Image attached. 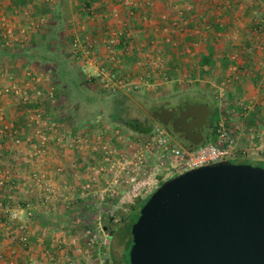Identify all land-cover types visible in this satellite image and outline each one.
<instances>
[{
    "label": "built area",
    "instance_id": "obj_1",
    "mask_svg": "<svg viewBox=\"0 0 264 264\" xmlns=\"http://www.w3.org/2000/svg\"><path fill=\"white\" fill-rule=\"evenodd\" d=\"M45 1L53 3L54 0ZM119 4L121 8H113L109 13L114 23L108 24V34L104 38L107 55L98 53L99 38L91 32L71 35L68 50L73 65L77 66L83 79L110 93L140 89L139 82L123 78L117 72L118 64L126 56L140 55L138 63L150 69L144 79L146 82L151 83L150 78L158 70L166 81L170 80L165 53L154 58L153 50L157 49L160 53L162 49L165 51L167 45H180L178 37L186 32L189 24L186 17H183L184 14L180 12L177 17L171 18L170 24L164 25L161 40L155 39L149 44L137 43L136 33L130 23L133 0H119ZM146 5L151 7L152 1L148 0ZM86 12L92 17L94 8L86 7ZM22 16L26 22L19 25L16 37L11 29H8L7 34L0 33V47L11 48L28 43L34 34L49 22L48 16L34 14L31 9H25ZM2 21L5 22L6 17H3ZM253 43L251 52L264 51V23L254 30ZM184 54L191 58L196 53L191 46H186ZM238 56L239 53L234 52L231 58L236 60ZM260 66L264 69V58ZM231 68L234 73L239 69L235 64ZM249 68L247 66L241 70L248 73ZM6 74L7 81L0 84V158L6 138L16 144L21 142L22 130L16 125V120L11 119L8 114L9 106L16 103L28 113L27 129L31 128L33 135L38 134L42 138L44 154H48L50 147L56 153L54 174L53 171H42V191L57 193L60 197L70 192H80L86 199H92L87 203L89 210L119 211L129 207L135 200L142 203L163 181L173 175L220 161L250 160L255 152L264 147V117L257 124L247 126L245 123L248 116L256 112L255 102L230 97L227 83L230 84L231 80L238 81L239 78L234 76L235 74H232L231 80L227 79L217 87L215 98L219 102L221 112L213 130L216 138L194 148L178 143L172 131L161 122H156L146 133L132 135L124 134L121 129L111 124H102L98 126L97 131L76 130L58 120L53 114L50 118L43 109L49 105L56 107L58 101L49 72L29 68L22 75L24 78H21L18 72L8 71ZM32 103H35L36 107L31 108L28 105ZM25 107L29 109L26 110ZM44 121L46 122L42 124V128L38 126ZM30 124L32 127L29 128ZM244 133L249 134V144L240 148L239 143ZM57 175L74 178L76 187L70 188L60 184L56 191L52 177ZM10 178L6 173V176L0 179V184L14 183ZM42 209L48 211L49 207L44 204ZM6 211L9 214L10 227L20 223L19 210ZM31 219L33 213L30 211L27 220ZM27 227L28 224L25 223L17 227V239L23 246L29 242ZM88 233L89 231H86V234ZM96 236L90 237V245L95 242ZM49 258L53 259L52 256Z\"/></svg>",
    "mask_w": 264,
    "mask_h": 264
},
{
    "label": "crops",
    "instance_id": "obj_2",
    "mask_svg": "<svg viewBox=\"0 0 264 264\" xmlns=\"http://www.w3.org/2000/svg\"><path fill=\"white\" fill-rule=\"evenodd\" d=\"M147 1L148 0H133L130 23L132 25L131 28L136 33L135 42L149 44L150 41L155 39L161 40L164 35V25L170 24L169 21L171 18L177 17L180 12L184 14L183 17H186L189 24L186 32L178 37L181 45H167L165 47V51L169 55L167 58V65L177 79L166 81L158 70L157 73L150 78L151 83L144 81L145 78H143L142 82V76L139 73L141 70L144 72L149 69L138 63V59H134V57L126 56V58L121 60L117 67L118 74L123 78L141 84L139 90H133L135 94H143V96L154 100L155 102L153 101V104H156L157 100H167L178 93H188L192 95L193 93H190L192 91L185 88V84L182 83V77L178 76L179 63L177 60L180 59L184 64L189 62L187 58L183 59L181 57L183 55V51L181 50L183 49L182 45H187V43H189L196 54H201L202 56L213 54L215 61L213 66L204 65L203 69L208 70L206 74L213 71L216 72V69L219 71L218 69L224 66V64L222 65V59L227 57L229 52L232 50L238 52V60L233 63L231 62L228 66H224L226 68V73L230 71L233 74L234 72L231 71V66L235 64L239 67L238 71L242 73L240 74L241 79L239 78V80L235 82V84H238L239 88L235 87L231 91L230 97H244L246 101H253L258 111L259 106L264 103V71L260 70L261 58H259V56L261 55H258L260 54V50H256L255 53L252 52V55H249L250 57L252 56V58L247 57L244 53L247 52V49L251 52L250 49L254 45V30L260 27L261 21L264 20V18L259 15L260 13L257 14L258 11L255 10L257 6H264L262 0H151V7L146 5ZM62 2L67 3L70 7V10H68L66 14V18L69 21L67 24V33L69 35H76L82 34L85 31L91 32L99 38L98 53L100 55H107V46L104 43V38L108 34V24L114 23V19L109 17V13L113 8H121L119 0H54L53 3H49L45 0L43 2L37 0H0V21L3 17L11 16L16 10L19 11L20 9L24 11L30 8L34 14L48 16L50 22L53 18L55 5ZM86 7L94 8V15L92 17L88 16ZM250 34H252V37ZM39 36L38 33L34 34L31 41L38 40ZM247 36L248 38L250 37V39H248V41L250 40V44L248 41L246 42ZM156 51L157 49L153 50L154 54L152 57L154 58L158 56ZM261 54L264 56V51H262ZM201 55L199 58L202 57ZM182 59L185 62H183ZM3 66L4 68L9 67L11 70L15 68L16 70L18 69V74H21V78H24L22 75L27 69L40 70L41 64L39 62H27L23 59L0 60V78L3 76ZM247 66L252 69H250L248 73H243L241 69ZM254 69H258L259 71L253 72L252 70ZM142 75L144 76L145 74ZM123 94L124 93H122V95ZM206 96L207 93L204 90V99H206ZM262 113H264V111ZM8 114L11 119L16 120L19 126L23 127V125H25L23 122L26 120L25 118H27V113L16 103L9 106ZM253 124L254 123L250 122L247 126ZM243 137L246 138V141L243 139H241L243 141L240 140V148L249 144V134L244 133ZM36 141L37 140L34 139L33 143ZM5 145H7V142H5ZM28 146V151L30 150L32 152L34 145L30 143ZM257 153L258 155L264 154V150L261 149ZM51 157L53 159H51ZM51 157L50 159L47 156L43 157L44 160H48L46 164L41 161V163H35L36 166L40 164V167L42 166V171L47 170L52 172L56 165V159L53 157V154ZM259 160L261 161L262 159L259 158ZM25 165L28 166L27 162ZM32 165H34V163ZM45 166H47V168ZM29 168L28 166L27 169ZM8 170V163L1 157L0 179L6 176V171ZM22 183L21 187L13 194L14 199L11 203L14 208H21L24 204H22V202H24V199L30 194V192H27V189L32 186L31 182L23 180ZM3 189L4 188L0 185V199L7 196ZM44 191H42V194L46 193V191ZM40 193L36 191L31 197L35 198L40 195ZM140 204L141 202L137 205L140 206ZM0 217H2L1 214ZM22 218L23 216L21 219ZM20 223L22 224V222ZM20 223H16L11 227L7 224L0 223V264H51L48 261V254L52 250L48 248V242L54 241V239H50L51 235L57 237L59 234L57 235L54 230L48 228H40L32 221L30 226L27 227L29 235L28 245L23 246L17 239L19 232L17 227L21 225Z\"/></svg>",
    "mask_w": 264,
    "mask_h": 264
},
{
    "label": "rangeland",
    "instance_id": "obj_3",
    "mask_svg": "<svg viewBox=\"0 0 264 264\" xmlns=\"http://www.w3.org/2000/svg\"><path fill=\"white\" fill-rule=\"evenodd\" d=\"M264 3V0H262ZM58 4V3H57ZM30 9V8H29ZM68 10H70V7L68 5ZM255 10L258 11L257 14L262 16L264 18V6H257ZM35 12V11H34ZM23 11L19 9V11H14L11 16L6 17V21L3 22L2 19L0 21V33L2 35L8 33V29L13 30V35L16 37V33L19 32V25L24 24L26 22V19L22 16ZM66 24L69 23L68 19L66 18ZM264 23V20L261 21V24ZM4 24V25H3ZM54 26L53 18L50 20V22H47V24L43 27L42 30L38 32L39 39L37 41H41L42 38L46 35V33L52 31ZM226 28V27H224ZM63 35L67 37L68 33L67 31L63 32ZM252 37V34H250ZM10 39V38H9ZM70 41V35L68 37ZM246 42L250 37H246ZM69 41H66L65 43V50L67 55L70 56V52L68 50V44ZM30 42V41H29ZM189 42V41H187ZM250 44V40L248 41ZM192 43V41H191ZM181 45V43H180ZM22 44L16 45L14 47H11V49L19 48ZM191 46L189 43L183 44L181 49L183 51V55L181 56L183 59H188L189 62L187 64H184L178 60V76L182 77V83L185 84V88L191 90L190 92L192 95H189L188 93H178L167 100H157L156 104H153L152 99L147 98L146 96H143V94H135L133 90H121L118 93H110L106 90H103L101 88H98L94 91L98 92L99 99L96 101L89 103L84 101H78L76 98L68 99L64 92L58 89L57 81L52 77V85L55 87V93H57L58 101L56 107L53 105H49L47 107H44V111L49 114L50 118L55 116L58 120H61L62 122L73 126L76 130L79 129H93V131L98 130V126L102 124H111L119 129L122 130V132L126 135H132V134H138L136 130H134L132 127H130L127 123L125 124L123 119H132L137 118L141 120L142 122L149 120L151 124H155L157 121L154 120V109L155 106L159 105L162 102H170L172 104L175 103H182V102H190L192 104H208L211 108V111L218 106L220 111V105L219 102L215 98V94L217 91V87L220 85L221 82L227 81V79H230L232 77V73L229 71L226 73V68L224 67L226 64H230L231 62H235L236 60H233L231 57L234 53L232 50L227 54V57H224L222 59V65L224 64V68H219L216 72L213 71L209 74L208 70H204L201 68L200 62L202 60V57H200L199 54H195L194 56L187 57V55L184 54L185 47ZM232 46V45H231ZM230 46V47H231ZM245 46V45H244ZM4 48V47H2ZM157 52V51H156ZM262 52V51H261ZM259 58L261 60L264 58L263 54H261ZM158 53V52H157ZM162 53H165V58H168L169 55H167V52L163 49L160 50V53L157 55H161ZM255 53V50L253 51ZM154 54V53H153ZM243 54V53H242ZM241 54V55H242ZM249 58V55H252V52H249L247 49V52L244 53ZM255 55V54H254ZM253 55V56H254ZM140 55L134 56L135 59H138ZM202 56V55H201ZM204 56V55H203ZM70 59L72 61V58L70 56ZM182 59L183 62H185ZM260 60V59H259ZM260 60V61H261ZM259 61V62H260ZM73 63V62H72ZM228 64V65H229ZM77 67L76 65H74ZM148 68L147 66H145ZM228 69V68H227ZM249 69H252L251 67ZM18 70V69H17ZM16 68L11 70L9 67L2 68L3 76H1L0 81L1 85L4 84L7 81V74L8 71H13L17 73ZM34 70V69H32ZM40 70L49 72L44 65L41 64ZM150 70V69H149ZM149 70H146L144 72L139 73L142 77L141 81L143 82V78L146 77V74ZM260 70L264 71L260 67ZM253 72L259 71L258 69L252 70ZM168 76H170V80L173 81L177 79V77H174V74H172L171 70H167ZM50 73V72H49ZM142 74H145L144 76ZM235 74V75H234ZM240 74H242L239 71H236V73H233L234 76H238L240 78ZM241 79V78H240ZM231 80V79H230ZM239 80V79H238ZM145 81V80H144ZM151 82V81H149ZM235 80H231L230 84L227 83L229 86L230 92L236 87L239 88L238 84H235ZM204 90L207 93L206 99H204ZM96 92V93H97ZM124 97H127L126 101H120L117 105L116 98L117 95H122ZM200 95V96H199ZM243 100L244 97H241ZM262 101V100H261ZM260 101V102H261ZM123 102V103H121ZM155 102V101H154ZM121 103V104H120ZM31 108L36 107L35 103H32ZM259 106V104H258ZM26 110L29 109L25 107ZM257 111V108H256ZM264 103L259 106L257 113H259L260 117H258L259 120H261L264 117ZM27 113V111H25ZM221 112V111H220ZM28 116V113H27ZM23 122V127L19 126L16 122V125L22 130V134L20 136L21 142L16 144L14 141H12L10 138H6L5 142H7V145L2 147V157L5 159L6 163H8V171H6L7 176H10V180L13 182H4L3 184H0L4 189L6 193V197L0 199V214L2 217H0V223L1 224H7L10 227V219L7 209H17L20 210V221L22 223H25V225L32 223L34 217L39 213H44L47 215H63L67 214L75 223H81L82 227L74 228L72 231L64 232V231H55V233L58 235L53 236L51 235L50 239H54V241L48 242V248L52 251L49 252L48 256L53 257L52 260L48 257V261L51 264H116L115 261H119V264H122L121 258L123 254V246L121 245L119 238L120 236L117 234V230L120 228H127L128 223H130L133 218L134 214H136V209L131 210L130 206L126 207L125 209L119 210V211H95V210H89V205L87 203L91 202L92 199L85 198L83 195L79 192L77 194H71L67 193L64 197H60L57 195V193H44L42 194V166H36V164L43 163L46 164L48 160H44V157H50L53 155V157H56V153L54 150H49L47 153L44 154V151H42V138L38 136V134H34V131L30 128L32 127V124H30L28 127L29 130L26 127V123H28V119ZM46 121L42 124H44ZM250 122L254 123L251 119H246L245 123L250 124ZM20 123V122H19ZM217 121L214 123V126H212L210 122V127L208 126L204 132L203 135L205 139L208 137L209 134H211L214 130V127L216 125ZM172 130V129H171ZM36 139L37 141L33 143V140ZM174 139L182 144V145H188L186 142H184L181 139H178V136L174 134ZM244 141H246V138H242ZM241 140V141H243ZM29 142V143H28ZM32 143L34 145V149L31 152L29 149V144ZM264 145V143H263ZM264 150V147L262 148ZM263 154V153H262ZM258 155V153L252 155V159H250L252 162H260L259 158H261V161H264V154ZM61 155V154H60ZM51 159H53L51 157ZM50 161V160H49ZM27 162L28 166L30 167L27 169V165L25 163ZM34 163V165H32ZM36 163V164H35ZM47 168V166H45ZM55 167V166H54ZM70 171V169H69ZM54 174V170L52 172ZM27 180L30 181L32 186H30V190L27 189V192H30V194L24 199V202H22L21 208H14L11 201L14 199V192L21 187L23 184L22 181ZM53 185L55 187V190L57 191V187H59L60 184L67 185L70 188H75L76 182L74 181V178H69L65 176H53ZM33 181V182H32ZM81 181V180H80ZM52 187V188H54ZM38 191L40 195H36L37 197H31L33 196L34 192ZM139 203L138 200L133 201L131 205H136ZM47 204L49 207L48 211H45L42 209V205ZM33 213V219L30 221L27 220V215L29 212ZM42 211V212H41ZM62 211V212H60ZM23 216V220L21 217ZM24 221V222H23ZM132 229V228H131ZM86 231H89L88 234H86ZM116 233L117 235L114 236L112 239L111 235ZM97 235L95 238V242L90 245L89 240L90 237ZM111 236V237H110ZM128 240V236H127Z\"/></svg>",
    "mask_w": 264,
    "mask_h": 264
},
{
    "label": "water",
    "instance_id": "obj_4",
    "mask_svg": "<svg viewBox=\"0 0 264 264\" xmlns=\"http://www.w3.org/2000/svg\"><path fill=\"white\" fill-rule=\"evenodd\" d=\"M208 104L153 113L191 148L206 141ZM130 264H264V167L220 161L163 181L131 229Z\"/></svg>",
    "mask_w": 264,
    "mask_h": 264
},
{
    "label": "trees",
    "instance_id": "obj_5",
    "mask_svg": "<svg viewBox=\"0 0 264 264\" xmlns=\"http://www.w3.org/2000/svg\"><path fill=\"white\" fill-rule=\"evenodd\" d=\"M68 11V5L65 2L58 3L54 7L53 11V21L54 26L52 31L46 33V35L39 41H30L19 48H2L0 47V60H25L27 62H39L44 65L46 69L50 72L52 77L56 79L58 89L64 92L68 99L76 98L78 101H84L91 103L94 100L99 99L97 91L99 87L95 84H91L79 73V70L73 65L70 56L67 55L65 50V43L69 41L68 37L63 35V32L67 31V24L65 16ZM71 37V35H70ZM135 59V58H134ZM213 54L207 56H202L200 62L201 68H204V65L213 66L214 64ZM229 64V63H228ZM226 64V66H228ZM97 92V93H96ZM115 99L117 105L120 101L125 102L127 97L123 95H117ZM80 101V102H81ZM121 102V103H123ZM120 103V104H121ZM260 114L252 113L248 116V119H251L254 124H257ZM220 111L218 106H216L212 111L211 124L214 126V123L219 120ZM124 123L128 124L138 133H146L151 128L152 125L149 120L142 122L137 118L132 119H123ZM216 138V134L213 131L212 134L208 135L206 142L212 141ZM245 162L249 165H259L264 167V161L252 162L251 160L237 161ZM145 201L140 204V206L130 205L131 210L136 209V214H134L133 220L128 223L127 228H120L117 230V234L120 236L119 241L123 248V254L121 258L122 264H130V252H131V228L133 223L137 220L140 210L142 209ZM34 223L40 228H48L54 231H64L69 232L74 228L82 227L81 223H75L71 217L67 214L63 215H47L44 213L37 214L34 219ZM114 235V234H113ZM113 235L110 237L113 239ZM128 236V240H127ZM116 264H119V261H115Z\"/></svg>",
    "mask_w": 264,
    "mask_h": 264
},
{
    "label": "flooded vegetation",
    "instance_id": "obj_6",
    "mask_svg": "<svg viewBox=\"0 0 264 264\" xmlns=\"http://www.w3.org/2000/svg\"><path fill=\"white\" fill-rule=\"evenodd\" d=\"M185 101L184 102H180V103H175V104H172L170 102H162L160 103L159 105L155 106V109H154V112L157 111L158 109L162 108V107H165L167 109H173V110H176L180 105H184ZM201 104V103H200ZM206 104V103H204ZM198 105V104H197ZM211 116H212V111L210 112L209 116L207 117V122H206V125H205V129L209 126L210 127V121H211ZM154 118V117H153ZM154 120H156L157 122H159L157 119L154 118ZM169 130L172 131V126L170 125L169 127ZM173 134H175L176 136H178V139H181L183 140L184 142H186L188 145L190 144L189 140L184 136V135H181V134H176L172 131ZM117 235L116 233H114L113 236ZM114 238V237H113Z\"/></svg>",
    "mask_w": 264,
    "mask_h": 264
}]
</instances>
